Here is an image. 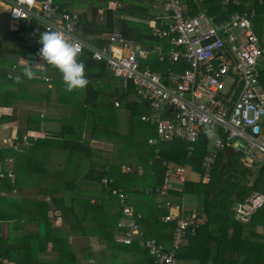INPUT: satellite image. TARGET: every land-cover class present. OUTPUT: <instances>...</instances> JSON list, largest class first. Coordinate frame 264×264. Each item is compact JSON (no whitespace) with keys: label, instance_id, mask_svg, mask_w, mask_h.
Masks as SVG:
<instances>
[{"label":"trees","instance_id":"16d2710c","mask_svg":"<svg viewBox=\"0 0 264 264\" xmlns=\"http://www.w3.org/2000/svg\"><path fill=\"white\" fill-rule=\"evenodd\" d=\"M92 1L94 6L88 12L72 9L71 0V3L55 0L67 12L79 14L75 33L86 41L100 46L107 41L110 32L119 28L128 39L150 51L149 57L142 60L143 66L150 64L154 70L173 66L169 61L158 60L155 54L157 47L166 52L170 44L167 39L153 35L154 29L160 24L156 20L160 9L153 12L149 7L154 0H117L120 6L115 8L108 4L112 0ZM215 1L217 3L212 5ZM185 2L190 8L186 10L187 15L206 9L209 15L216 14L220 19H227L237 11L245 12L255 8L253 24L264 47V28L259 24L264 21V0H240L239 4L233 1L228 6L222 5L220 0ZM163 4L160 1L159 6ZM100 10L104 15L102 22L97 20ZM8 39L0 37V53L4 50L3 41ZM10 51L13 55L21 53L16 47ZM90 55L91 52L86 49L78 57L85 64V76L89 80L82 96L78 97L76 92H64L65 95H61L68 108L61 117L59 130L47 133V112L44 113L39 106V103L43 106L44 99L47 100V89L39 88L36 90L37 93L41 91L39 107L25 108V130L18 136L20 146L15 148L3 145L0 149V161L4 164L7 159H12L16 172L14 180L8 177L0 179V190L9 194L25 186L28 183L26 174L36 170L42 179L41 184L43 182L39 194L47 196L45 201L28 196L12 198L0 194V218L12 220V229L16 231L10 236H3L0 247L2 260L8 259L17 264H156L148 249L140 245L138 239L131 244L118 241L121 205L117 196L112 194L111 187L123 185L130 195L129 201L137 218L135 220L140 222L145 238L156 237L163 243L168 238L171 242L176 221L165 220L167 210L153 203L155 197L147 193V188H153L152 192L155 193V188H159L164 181L168 165L173 163L177 166H191L193 171L200 174L201 179L198 182L186 180L180 188L171 190L169 196L172 203L182 205L186 195L201 194L204 196L202 212L205 210L207 216L202 224H193L194 233L189 231L186 243L177 251L179 264L182 259L196 260L200 264H264V233L256 230L257 225H264V206L247 221L237 218L234 208L237 202L245 201L253 191L264 190V165L257 171L245 166L240 154L223 150L213 166L210 180L204 182L202 163L207 153L208 136H201L191 153L188 150L189 143L180 139L149 143L150 138L156 137L155 131H148L145 139L137 138L133 131L142 128L143 123L148 124L141 119V115L149 111L148 106L143 101L131 99L136 94L133 82H129L128 88L124 89L121 79L110 75L105 63L95 61ZM186 66L183 64V67ZM15 67L17 70L11 77L9 69L0 68V106L15 107L22 95L25 96L22 100L28 101L27 96L31 93L24 94L28 88L27 82H39L24 76L20 64H15ZM35 69L34 72L42 73L41 69ZM49 69L59 71L51 65L46 71ZM258 75L264 89V67L260 66ZM42 81L40 79L39 84L44 83ZM62 82V79H53L55 86ZM34 98L38 97L35 95ZM116 99L121 101L119 107L114 104ZM123 108L129 112L131 130V133L124 135L118 128V113ZM3 117L11 119L8 115ZM148 125L150 129L153 128ZM31 131L44 132L45 136L28 135ZM86 132H90V136L87 137ZM25 135H28V142L23 143ZM94 141L112 143L116 147L115 156L96 150ZM147 144L148 149L145 148ZM45 149L47 155L42 156ZM31 156L43 162L27 170L25 159ZM124 165L131 166L132 170L123 172ZM105 175L114 178L115 183L104 185L102 178ZM1 202L7 204L1 205ZM50 211L60 212L52 217L54 220L61 217V226L54 225L49 216ZM138 213L143 218H138ZM181 213L187 216L191 212L185 210ZM70 234L83 236L86 241V249L82 250L85 263L77 255L75 243L69 241ZM91 237H97L100 243L106 244L100 256L91 247ZM49 245L50 252L56 255L54 259L42 256L49 252ZM2 260L0 264H3Z\"/></svg>","mask_w":264,"mask_h":264},{"label":"built area","instance_id":"2783aa9c","mask_svg":"<svg viewBox=\"0 0 264 264\" xmlns=\"http://www.w3.org/2000/svg\"><path fill=\"white\" fill-rule=\"evenodd\" d=\"M160 1L164 2L156 18L160 24L153 35L167 39L170 48L163 52L157 47L155 54L158 60L173 64L164 70L143 66L142 60L149 57L150 51L128 39L119 28L110 32L107 41L100 46L78 36L75 29L79 14L67 12L55 0H25L23 4H19V0H0V8L8 13L9 29L17 34L26 52L37 56L42 47L38 43L40 33L48 28L59 29L70 42L82 43L79 56L88 49L92 59L104 62L110 75L121 79L124 89L133 82L136 85L134 96L149 108L141 119L154 128L156 137L150 138L151 142L180 139L189 143L191 153L200 137L208 136L207 153L202 163L204 182L210 180L213 166L223 150L243 152L245 149L244 164L258 171L264 165V89L258 75L264 47L253 24L255 8L220 19L216 14L209 15L206 9L187 15L186 10L190 8L185 0ZM233 1L240 3V0H225L223 5L228 6ZM17 9L21 10V17L13 18V11ZM25 60L33 66L42 64L43 71L49 66L38 56V63L28 57ZM45 78L51 80L47 75ZM114 104L119 107L121 101L116 99ZM28 135L23 137V143L28 142ZM12 145L20 146L18 137L12 139ZM126 169L129 171L130 167ZM181 172L183 168L177 166L176 173ZM5 177L13 178V169L0 170V179ZM169 177L158 192L166 193L172 188ZM102 183L110 186L115 180L104 176ZM250 184H253L252 178ZM111 192L121 205L118 241L131 244L138 239L156 264H179L177 251L189 231L194 233V223L181 210L176 216L172 212L176 207L167 201L163 203L167 210L165 220L176 221L170 246L156 237L145 238L125 191L114 186ZM263 206L264 190H261L253 191L234 208L237 218L247 221Z\"/></svg>","mask_w":264,"mask_h":264},{"label":"rangeland","instance_id":"374dc122","mask_svg":"<svg viewBox=\"0 0 264 264\" xmlns=\"http://www.w3.org/2000/svg\"><path fill=\"white\" fill-rule=\"evenodd\" d=\"M67 1L70 2V0H66V2ZM71 1L73 3L72 6H71L72 9H79L80 11L91 12V10H92V8L94 6V2L92 0H71ZM143 1H145V0H143ZM154 1L149 4V7H150L151 10H153V12L157 11L159 9V5H160V0H156L155 2ZM220 1H221L222 5L224 4L223 2H225V0H220ZM212 3H213L212 5H215V3H217V1L212 2ZM249 3H251V2L249 1ZM108 4H109L110 7H113V8L120 6V3L117 0H112ZM103 17H104V15L102 13V10H100L99 11V15L97 16V20L102 22V20L104 19ZM259 24L264 28V21L263 20ZM1 36L12 39V32L9 29L8 13L4 9L0 8V37ZM19 41L20 40L14 41L16 46H18L20 44ZM3 44H4V50L0 53V59H1L0 63L11 64L15 60H17L16 58L13 59L14 57H12V55L14 53L10 51V49H12L15 46L13 44L11 45V42L7 41V40H4ZM6 45H8L9 50H8V48H6ZM17 62H18V60H17ZM148 65H150V64H148ZM259 65L261 67H264V55L261 57ZM152 68L154 69V67H152ZM38 69H41L42 73H38V72L36 73L35 72V76H34L33 79H37L39 82H40V79H41V80L44 81V83L39 84V82H36L35 80L28 81L27 82V87L28 88L25 90L24 94H28V92L31 93L29 96H27L29 100L28 101L22 100L25 97L24 95L19 96L21 99L18 101V103L17 102L15 103V107L7 110V112L9 114H11L13 117H15L17 120H19L22 125H24V128H25V120H24V118H25L26 114H25V110L23 109V107L25 105L27 106V108H30V106H33V107L41 106L40 108L43 110L44 113L47 112V107L50 106L49 108H51V109H54V107H55L54 104H52V103L49 104L48 99L47 100H45V99L43 100V106H42V103H39L40 105L38 106V101L41 100V91L39 93H37V91H36L37 89L46 88L47 91H49V89L54 90L55 89L54 87H57V90L60 91V93L57 94L58 95V96H56L57 98L55 97L57 99V100L54 99L55 102H62L61 95L62 94L65 95L61 87L55 86L53 84V79H55L56 76L60 77V79H62V74L59 71L56 73V75H53L52 72L51 73H47V71L46 70L43 71L44 69H42V68H36L35 70H38ZM16 70L17 69H14L13 71H16ZM54 72H56V71H54ZM45 75H47L51 80L47 81V79L45 78ZM49 82H51V83H49ZM47 83H49V84H47ZM64 86L65 85L63 83V87ZM35 95L38 98H34ZM39 102H41V101H39ZM66 108H68V105L65 106V110L64 111H66ZM5 109H7V108H5ZM34 110H36V109H34ZM36 111H38V110H36ZM7 120H10V119H7ZM60 121H61V118L55 116L50 121V124L51 125L57 124V123H60ZM21 124L18 126V129H17V133H19V134H22V125ZM149 129H150V127H149ZM10 130L13 131L12 129H10ZM150 131H154V128L150 129ZM40 133H41L42 137L45 136L44 132H40ZM29 134L31 136H33V135H36V137L39 136V133H35V132H30ZM86 136L87 137L90 136V132H86ZM14 138H16V136ZM0 140H2V139H0ZM149 143H151V141H149ZM94 145L96 146L95 147L96 150L97 149L101 150V152L102 151L103 152H111L112 151V150H110L112 148V145L109 144V143H96V142H94ZM142 145L144 146V142H143ZM148 147L149 146L147 144L145 146V148L148 149ZM45 151L46 152L44 154H42V156L43 155H47V149H45ZM257 153H260V152L257 151ZM117 157H119V156H117ZM25 162L27 163V170H30V169L32 170L33 167H37L43 161H37L36 157H34V156L32 157L31 156V157H27L25 159ZM19 168L22 171V168L21 167H19ZM176 168H177V165H175L173 163H170L168 165V169L169 170H173V169L176 170ZM33 171H34L33 173L31 172V173H27L26 174V177L28 178V183H26V185L21 187V188L15 189L14 192L9 193L8 197L21 198V197H24V196H28L29 198L31 197L32 199L33 198H37L38 200L42 199V200L47 201V196L39 194V189L40 188L42 189V184H43V182L41 184L42 179H40V174H37L36 170H33ZM189 176L191 177L190 174H189ZM40 184H41V187H40ZM157 189L158 188L156 187L155 188V193L154 192H147L149 195H153V197H155V202H153V203H159L160 200L164 196V193L158 192ZM148 190H149V188H147V191ZM68 195H69V193H68ZM150 198L152 199V197H150ZM69 200H70V196H68V203H69ZM5 204H7V203L1 202V205H5ZM53 214L59 215L60 212L56 211L55 213H53V211H50L49 216L51 217V219H53V217H52ZM185 217H187V218L189 217L190 218V216H185ZM62 222H63L62 220H59V217L56 218L55 220L53 219L54 225L61 226ZM261 233H264V232H261ZM68 239H69L70 242L75 243V250L77 252V255L85 263V261L83 259V257H85V254L82 252V250L86 249V241L83 239V236L79 237V236H74V235L70 234V236H68ZM89 241H90V243L92 245L91 247H92L93 251H96L99 256L106 249V244L100 243L97 237H91L89 239ZM167 246H170V244L167 245ZM50 248H51V245H49V252L46 253V256H47L48 259H54L56 255L53 252H50ZM190 261H193V260L190 259ZM185 263H188V262H185Z\"/></svg>","mask_w":264,"mask_h":264},{"label":"crops","instance_id":"0c3cea01","mask_svg":"<svg viewBox=\"0 0 264 264\" xmlns=\"http://www.w3.org/2000/svg\"><path fill=\"white\" fill-rule=\"evenodd\" d=\"M161 8H162V6H159V9H161ZM11 32H12V39L9 38L7 41H10L11 45L13 44L16 47L17 50L20 49L21 53L12 55V57H14L13 59L16 58L18 60V62H17V60H15L11 64L0 63V68L9 69V72H12V73L9 74V77H11L12 76L11 74H13L15 72V71H13L14 69H16V67L14 68L15 64H20L21 65V63H20L21 60L25 59V57H26V50L24 49L21 41H19L20 44L18 46L15 45L14 41H18L20 39L17 37V34L15 32H13V31H11ZM13 33H14V35H13ZM54 71L55 70H53V69L52 70L49 69L47 71V73H51L52 72L53 75H56V73L58 71H56V72H54ZM56 78L60 79V77H57V76H56ZM58 87H61L63 92L66 93L65 86L63 87V82L61 83V85H58ZM75 92L77 94H79L78 97L82 96V94L84 93L83 89L82 90L81 89H77V90H74V92H71V93H75ZM58 93H60V91H58L57 89H54V90L49 89V91H47V99H48L49 104L52 103V104L55 105L54 109L49 108L50 106L47 107V133L59 130L60 123L51 125L50 121L55 116L61 118L63 113L65 112L64 110H65L66 103L63 102V99H62V102H55V100H54V99L57 98L56 96H58L57 95ZM131 99L139 100L135 96H132ZM26 107H27L26 105L23 107L24 110H25ZM5 108H7V109H5ZM11 108H13V107L0 106V139H2V140H0V145H2V146L3 145L4 146H13L12 145V139H15L14 138L15 136L17 138L20 135L19 133H17V129H18V126L21 124V122L19 120H17L15 117L12 118V115L7 112V110H9ZM118 114H119L118 128L120 129L121 134L124 135V134L131 133V130L129 129V124H130V120L129 119L130 118L128 117L129 116V112L127 111V109L123 108L121 111H119ZM3 115H9V116H11V119L10 120L5 119L3 117ZM149 127L150 126L148 124L143 123V127L142 128L138 127L135 131H133V134L137 138L140 137V138L145 139V135L148 134V131H150ZM10 129H12L13 131H11ZM24 130H25L24 125H22V133L24 132ZM5 140H7V141L4 142ZM94 142H96V143H106L105 141L104 142H102V141H94ZM154 142H155V140H154ZM109 144L112 145V148L110 149L112 151L108 152V154H110V155L113 154L115 156L116 147L112 143H109ZM229 151L233 152L235 154H240L241 155V161L244 164V161L246 159V154L244 152H242V151H238L237 152L234 149H229ZM2 165H3V169H2ZM127 167H130L129 171L132 170L131 166L124 165L123 168H122V171L127 173L128 172V170L126 169ZM181 167L183 168V172H181L180 174L176 173V170H174V169L173 170H169L168 169V171L166 172L164 180H165V178L168 175H170L169 179L171 181L172 188L169 189L166 193H164L163 198L158 203V207L161 205V207L163 206V209H165L163 203H165L167 201L173 202L171 200V196H169V192L171 190L175 189V188H180L182 183L185 182L186 180L195 181V182L200 181V179H201L200 174L195 172V171H193L191 166L184 165V166H181ZM7 168L13 169L14 177L13 178L8 177V178H11L13 180L15 178V176H16V172L14 170V163H13L12 159H7L4 162V164L0 161V170L3 171V170H6ZM189 174L191 175V177L189 176ZM202 180H203V177H202ZM163 183H164V181H163ZM163 183L161 184V186L163 185ZM118 184H119V181H118ZM118 187H120V188H122L124 190L123 185H120ZM6 192L7 191L0 190V194L1 195H6L8 197V194ZM147 192H152V188H150ZM125 193L128 196V202L131 205V207L133 208V212L135 214L134 207L132 206V204L129 201V198H130L129 196L130 195H128V193L126 191H125ZM182 200H183L182 201L183 202L182 205L181 204H177V203L174 204V206L176 207V209H173L174 214H175V211L179 212V210H181V212H182V211L186 210L188 212H191V213L187 214V216H190V218L188 217V219H190L196 225L198 223L202 224V222H204L206 217H207L206 216V211L204 210L202 212L203 203H204V196H202L201 194H199V195H186ZM199 210H200V215L197 216L198 213H199ZM135 216H136V214H135ZM137 216H138V218H143L141 213H138ZM135 219H137V218H135ZM59 220H62V218L59 217ZM11 221L3 220V219L0 218V247H2L3 236H10L11 234H15V232H16V231H14V229H12V226H11L12 222ZM256 228L255 229L258 232H260V233L264 232V225H261V226L257 225ZM119 236H120V234L117 235V238ZM186 241H187V239L185 240L184 244L186 243ZM164 242L167 245H169L170 244V239H168V238L164 239ZM0 251H1V249H0ZM46 253L42 254V256L47 258ZM0 260H2L1 257H0ZM2 261H3V264H17L16 262L10 261L8 259H4ZM195 261L194 260L190 261V259H182L181 260V264H200L199 261H196V262ZM185 262H188V263H185Z\"/></svg>","mask_w":264,"mask_h":264},{"label":"clouds","instance_id":"9594fccd","mask_svg":"<svg viewBox=\"0 0 264 264\" xmlns=\"http://www.w3.org/2000/svg\"><path fill=\"white\" fill-rule=\"evenodd\" d=\"M23 3H25V0H19V4ZM19 17H21V10H14L13 18ZM38 43L42 45V47L39 48L37 56L45 61L47 65H51L59 70L62 74L66 92L71 93L74 90L86 88L89 84V80L85 76V64L78 60L83 47L80 41L70 42L63 31L48 28L40 33ZM20 63L23 75L28 79L34 78V68L43 67L42 64H35V66H33V64L25 59H22ZM16 79L20 82L19 76H17ZM31 132L39 133L38 137H42L40 132Z\"/></svg>","mask_w":264,"mask_h":264},{"label":"water","instance_id":"95a60500","mask_svg":"<svg viewBox=\"0 0 264 264\" xmlns=\"http://www.w3.org/2000/svg\"><path fill=\"white\" fill-rule=\"evenodd\" d=\"M26 57H28L30 61L38 63L37 56L34 53L26 52ZM155 142H157V140H155ZM243 152H245V149H243ZM172 212L174 213V211ZM175 215H178V211H175Z\"/></svg>","mask_w":264,"mask_h":264}]
</instances>
